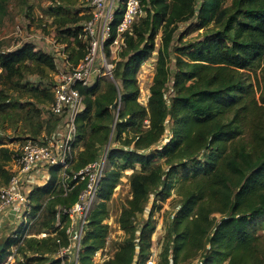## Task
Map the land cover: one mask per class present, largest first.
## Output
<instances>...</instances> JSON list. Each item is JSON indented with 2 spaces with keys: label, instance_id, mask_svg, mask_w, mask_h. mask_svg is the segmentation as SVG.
Segmentation results:
<instances>
[{
  "label": "trees",
  "instance_id": "16d2710c",
  "mask_svg": "<svg viewBox=\"0 0 264 264\" xmlns=\"http://www.w3.org/2000/svg\"><path fill=\"white\" fill-rule=\"evenodd\" d=\"M8 1L0 0V11ZM58 1L51 0L56 20L61 13L57 10L63 8ZM143 3L145 15L126 32L113 79L80 87L85 102L77 118L82 145L72 170L97 160L107 148L112 168L105 172L99 200L90 212L79 264H96V252L106 247L109 201L129 169L131 197L117 220L125 236L102 264H146L152 255L156 206L174 186L181 203L166 221L157 264H264L257 227L264 221V0ZM87 11L57 20L61 27L76 25L63 31L73 38L63 41L66 59L73 65L87 53ZM194 18L207 28L205 36L177 49L173 70L169 57L174 34L179 23ZM120 20L121 14L115 25ZM159 31L157 68L143 104L138 72L156 50ZM57 71L55 56L33 42L7 50L0 44V126L18 135L13 140L37 138L56 127L58 118L44 117V111L54 99ZM52 74L48 87L28 78ZM5 130H0V137ZM114 134L123 146L110 149ZM167 135L169 140L160 145ZM7 143L0 138V186L11 178L7 165L13 151ZM57 171L53 168L50 181L32 192L35 211L45 203L48 211L40 229L57 231V206H71L84 188L82 182L64 195ZM153 194L148 217L137 222ZM59 238L67 243L63 230L45 238H25L18 250L27 258L14 264H60L55 257L62 245ZM6 240L4 250L15 242L12 236Z\"/></svg>",
  "mask_w": 264,
  "mask_h": 264
},
{
  "label": "built area",
  "instance_id": "2783aa9c",
  "mask_svg": "<svg viewBox=\"0 0 264 264\" xmlns=\"http://www.w3.org/2000/svg\"><path fill=\"white\" fill-rule=\"evenodd\" d=\"M82 1L89 14L83 23L88 37L87 53L77 65L66 59L65 67L54 74V99L44 111V117L49 114L57 117L56 127L50 134L43 133L37 138L27 135L24 139L6 144L13 154L7 165L11 178L7 184L0 186V227L9 223L15 229L9 235L15 242L11 245L12 252L6 264L16 261V255H24L19 252L18 246L25 238H45L59 230L65 231L67 243L62 244V239H58L62 245L55 257L60 259V264H79L89 215L99 200L100 184L108 169L107 148L97 160L79 170H72L80 147L77 118L85 108L80 87L91 86L102 78L113 79L115 59L125 45V34L131 31L138 18L145 15V6L143 0ZM120 14L121 20L115 25ZM94 75L96 77L92 80ZM55 167L64 195L82 182L84 188L71 206H57V231H37V219L45 204L35 211L32 192L50 181ZM102 251L96 252V264L103 263L109 257L100 254ZM146 264H157V256L152 253Z\"/></svg>",
  "mask_w": 264,
  "mask_h": 264
},
{
  "label": "rangeland",
  "instance_id": "374dc122",
  "mask_svg": "<svg viewBox=\"0 0 264 264\" xmlns=\"http://www.w3.org/2000/svg\"><path fill=\"white\" fill-rule=\"evenodd\" d=\"M58 3L63 7L61 13L58 15V19L62 17H72L73 15L82 16L86 13V5L82 0H59ZM57 3V4H58ZM51 0H9L3 7V11H0V44L1 47L7 50V46L14 48L17 44L25 42H33L38 48L45 50L51 55L55 56L58 69L62 70L65 67L66 54L64 53L65 45L63 41L70 38L68 33L64 34V29L67 27L76 28L74 24H68L66 27H61L56 20V16L53 14ZM56 6V5H55ZM55 11V10H54ZM206 27L200 26L199 22L194 18L186 22L179 23V26L174 34L172 44L170 47L169 64L171 68L175 69L177 49L183 45L188 46L190 43H194L205 36ZM162 44V32L159 31L156 38V50L154 53L142 64L138 72V82L141 88L140 101L143 104H147L148 97L150 95V87L153 83V78L157 68L158 48ZM53 76L41 79L39 76H29V80L32 83L39 84L42 87L50 86V79ZM96 76L94 75L92 80ZM105 80H111L107 78ZM105 80L101 81V85H104ZM264 81V77H263ZM171 93V89L168 92ZM7 124V123H6ZM20 127V126H19ZM170 129L171 122L168 123ZM7 129L0 137L6 139L7 142L13 141L15 132L8 126L1 125L0 130ZM14 132V133H13ZM169 135V134H168ZM166 136L160 145H164L169 136ZM17 140V139H15ZM111 148L120 147L121 142L117 141L114 134V139L109 142ZM11 145V144H10ZM82 142H80L79 150L81 149ZM123 146V145H122ZM108 168H112L111 161L108 160ZM58 172V171H57ZM133 172L129 169L125 171L124 176L121 179V183L115 188V192L112 199L109 201L110 216L107 219V224L110 225V234L107 239L106 247L103 248L100 254H106L109 257L114 254L118 242L125 236V232L120 228L117 222L118 217L122 211L123 206L126 205V201L131 197V188L128 176ZM1 185V179H0ZM155 194L150 197V201L147 205V210L142 216H137L136 221H142L149 215L148 211L153 205ZM46 202V201H45ZM160 207L156 206L155 209V222L156 230L152 237V253L159 257L162 251L165 236L166 221H169L170 217L174 215L177 209L180 207L181 197L177 194V186L172 189V194L163 202H158ZM46 204V203H45ZM39 208L38 210H40ZM37 210V211H38ZM47 208L45 206L40 212V216L37 219V225L35 229H40L41 223L47 215ZM218 219L220 214H217ZM258 234L260 235L261 246L264 249V221L258 223ZM14 225L6 223L0 227V243H5L7 237L13 234ZM41 230V229H40ZM11 246L2 251V264H6L9 255L11 254ZM97 258V256L95 255ZM27 258L24 255H16V261L10 262L14 264ZM102 264V263H100Z\"/></svg>",
  "mask_w": 264,
  "mask_h": 264
},
{
  "label": "water",
  "instance_id": "95a60500",
  "mask_svg": "<svg viewBox=\"0 0 264 264\" xmlns=\"http://www.w3.org/2000/svg\"><path fill=\"white\" fill-rule=\"evenodd\" d=\"M5 243H0V253L4 250Z\"/></svg>",
  "mask_w": 264,
  "mask_h": 264
}]
</instances>
